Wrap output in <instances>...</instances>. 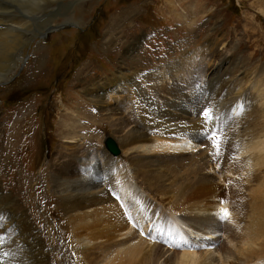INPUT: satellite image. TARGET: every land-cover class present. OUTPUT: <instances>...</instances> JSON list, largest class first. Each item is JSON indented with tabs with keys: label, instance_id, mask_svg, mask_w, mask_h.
<instances>
[{
	"label": "bare ground",
	"instance_id": "bare-ground-1",
	"mask_svg": "<svg viewBox=\"0 0 264 264\" xmlns=\"http://www.w3.org/2000/svg\"><path fill=\"white\" fill-rule=\"evenodd\" d=\"M40 1L46 10L59 3ZM13 7L0 3V54L8 61L31 40L21 31L31 19ZM185 18L190 24L194 16ZM136 45L124 43L121 58L135 59ZM222 47L169 54L149 69L116 68L87 90L120 158L106 143L84 142L73 119L79 114L66 107L62 134L75 145L47 170L52 185L65 183L59 204L43 212L53 217L44 227L28 213L22 218L0 186L9 203L5 214L0 206V264H264V60L247 75L233 45ZM203 62L212 65L196 69Z\"/></svg>",
	"mask_w": 264,
	"mask_h": 264
},
{
	"label": "rangeland",
	"instance_id": "rangeland-1",
	"mask_svg": "<svg viewBox=\"0 0 264 264\" xmlns=\"http://www.w3.org/2000/svg\"><path fill=\"white\" fill-rule=\"evenodd\" d=\"M58 1L46 10L40 0H0L14 5L15 16L28 17L32 24L21 30L31 40L17 57L8 61L0 54V75L16 64L8 80H0V186L21 207L22 218L28 213L42 225L45 218L51 223L53 217L43 212L59 204L58 191L65 187L63 179L58 181L62 187L52 185L49 162L75 145L63 138L65 108L79 114L78 120L73 117L76 129L93 148H106V140L113 138L102 111L86 94L109 81L113 70L153 68L169 54L191 55L208 43L218 50L233 45L235 58L250 70L247 75L256 73L264 60V0ZM115 14L120 20L112 27ZM187 15L195 21L188 24ZM115 27L118 44L113 43ZM126 42L139 46L135 59L121 58ZM211 65L195 67L202 71ZM116 144L120 158L122 149ZM0 206L5 214L9 203L4 196ZM2 215L0 227L5 225ZM58 258L64 259V254L58 253Z\"/></svg>",
	"mask_w": 264,
	"mask_h": 264
},
{
	"label": "water",
	"instance_id": "water-1",
	"mask_svg": "<svg viewBox=\"0 0 264 264\" xmlns=\"http://www.w3.org/2000/svg\"><path fill=\"white\" fill-rule=\"evenodd\" d=\"M108 149L114 153V155H117L119 153V148L117 145L110 139L106 142Z\"/></svg>",
	"mask_w": 264,
	"mask_h": 264
},
{
	"label": "snow or ice",
	"instance_id": "snow-or-ice-1",
	"mask_svg": "<svg viewBox=\"0 0 264 264\" xmlns=\"http://www.w3.org/2000/svg\"><path fill=\"white\" fill-rule=\"evenodd\" d=\"M203 115L207 118V117L210 116V113L206 111V112L203 113ZM217 147H218V145H217ZM224 216H225V218H226V217L228 216V213L225 212V213H224Z\"/></svg>",
	"mask_w": 264,
	"mask_h": 264
}]
</instances>
